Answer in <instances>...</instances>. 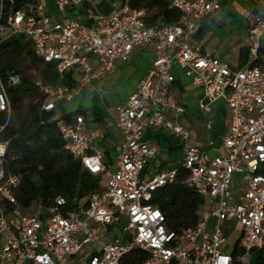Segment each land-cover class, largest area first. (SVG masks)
Segmentation results:
<instances>
[{
    "label": "built area",
    "instance_id": "2783aa9c",
    "mask_svg": "<svg viewBox=\"0 0 264 264\" xmlns=\"http://www.w3.org/2000/svg\"><path fill=\"white\" fill-rule=\"evenodd\" d=\"M51 1L55 19L46 11ZM85 1L37 0L29 10L10 11L0 25V30L28 37L36 55L54 63L60 78L72 71L73 87L34 80L44 94L45 111L54 109L56 101L79 97L99 74L112 71L117 61H128L136 48L150 47L154 58L137 89L116 107L115 127L123 140L113 170L96 143L100 130L87 126L82 113L56 122L64 148L84 170L102 177L101 190L85 202L65 209L66 199L59 196L47 208L24 212L14 195L19 178L5 175L2 167L7 142L0 143V234L6 233L0 264H121L133 248L148 252L144 264H250L253 250L264 249V55L259 54L264 49V0L248 27L252 44L242 67L191 42L203 21L220 11L219 0H165L180 11L179 20L167 25L148 23L147 9L132 7L130 0L85 24L70 15L71 8ZM176 72L202 88L203 111L218 100L226 104L229 125L222 153L189 143L190 129L181 121L186 108L165 88ZM9 110L6 94H0V111ZM149 129L169 132L182 143L186 182L203 200L192 227L168 228L162 211L152 204L154 193L175 180L177 169L142 175L159 152L156 143L144 139ZM232 219L242 230L228 252L225 230ZM115 223L123 227L115 228Z\"/></svg>",
    "mask_w": 264,
    "mask_h": 264
},
{
    "label": "trees",
    "instance_id": "16d2710c",
    "mask_svg": "<svg viewBox=\"0 0 264 264\" xmlns=\"http://www.w3.org/2000/svg\"><path fill=\"white\" fill-rule=\"evenodd\" d=\"M36 3L37 0H0V25L5 23L10 11L29 10ZM130 5L146 8L150 24L159 20L158 25H167L176 23L180 18V11L165 0H130ZM203 29L204 26H201L196 35ZM248 54V48H240L237 67L249 61ZM259 54L264 55V49H260ZM256 60L252 59L253 65ZM26 65L41 67L44 82L69 87L76 85L72 71L65 72L60 78L54 63L44 62L36 55L28 37L23 34H11L5 38L0 36V84L10 107L9 112L0 111V143L7 142L2 167L5 175L13 174L19 178L14 195L24 212L34 213L40 206L47 208L59 196L66 199L65 209H70L78 200L85 202L91 194L100 191L102 177L84 170L80 162L64 148L56 122L75 113H82L86 120L89 117L81 109L59 113L57 101L54 109L45 111L42 108L44 94L35 85V79L27 74ZM14 76L18 78L15 83L11 81ZM172 84L180 86V81L175 79ZM90 114L93 121H100L104 117L102 109L95 102ZM155 137L159 145L166 143L170 153L181 149L180 140L172 134L160 132ZM175 161V180L154 193L152 204L162 211L167 227L179 231L197 223L203 200L186 182L189 172L181 165V160ZM163 166L164 163L160 164V168ZM147 174L145 167L142 175ZM148 255L145 250L133 248L123 256L121 264H144ZM232 264L242 263L234 260ZM250 264H264V249L253 250Z\"/></svg>",
    "mask_w": 264,
    "mask_h": 264
},
{
    "label": "crops",
    "instance_id": "0c3cea01",
    "mask_svg": "<svg viewBox=\"0 0 264 264\" xmlns=\"http://www.w3.org/2000/svg\"><path fill=\"white\" fill-rule=\"evenodd\" d=\"M219 2L221 5L220 10L227 9L230 7V0H219ZM119 5L120 2L119 4L112 5L109 4L107 0H96V2H94L93 0H89L81 3L80 5L74 8H71L70 15L78 18L81 22L85 24H89L92 22V18L95 15L99 13L109 14L113 12ZM242 6L246 11L254 13V17L256 16V14L259 13V0H242ZM214 16H210L208 17V19H212L214 18ZM51 17L52 19L56 18L55 15H51ZM208 19H206L205 22L200 25V27L204 26L202 32L198 35H195V37L191 39V42L195 44H200L206 52L219 57L220 59L226 61L229 65L233 67L237 66L240 48L238 50L236 49L237 56L233 62L232 59H230L231 58L230 55L226 52L227 51L225 48L226 42L214 38V33L211 30L207 31L204 34V30L206 28V23L208 22ZM249 26L250 24H248L247 26V32ZM136 49L140 50L138 52H135L136 57L139 56L141 63L142 64L144 63L143 64L144 66L141 69V72L138 76L139 77L138 82H139V80L147 73L148 69L150 68L152 60L154 58V54H153V50L147 46H142ZM132 57H131V61L130 59L128 60L130 63L131 62L133 63L134 61ZM248 58H249V54H248ZM123 62L126 61H117V65L112 71L108 73H101L97 78H104V81L107 82L110 81V78L113 77V75L116 73V70L118 71V67L121 64H123ZM132 65H134V68H136L135 62ZM176 79L180 81V86L171 83L165 86V88L172 97L178 98L181 102H183L186 108V112L182 116L181 121L184 126L190 129L191 134H190L189 143L197 147L208 149L212 154L222 153L223 152L222 136L224 132L227 130L229 125V111L226 104L224 103L223 100H218L210 105L208 111H203L200 108L201 103L204 101L202 88L199 86L190 85L179 72H176ZM138 82L136 84L134 91L137 89ZM98 91H100V89L96 90V92ZM89 92H90V87L85 88L81 91V94L79 96H81L83 93L89 94ZM97 96H98L97 99L100 102L98 105L102 109L104 117L100 121H93L92 115L90 114V110H89V112L87 113L89 118L88 120H86L87 126H93L100 130L102 136L96 141V143L103 151V158L105 157L106 154H108L109 157L113 161H115L116 155L119 152V148L123 140L122 134L115 127L116 107L121 103L116 104L112 108H108L104 104V96L101 95L99 92L97 93ZM90 100L92 103L91 104L92 107L93 98H91ZM70 112H74V111H70ZM160 132L165 133V131L162 130L149 129L144 134V139L154 142L158 145V147H160L159 143L157 142V138L155 137V134ZM163 145L167 148L166 143H164ZM164 161L166 162L167 160ZM158 169H165V166L160 168L159 165L156 170ZM5 240H6V233H1L0 247L5 242Z\"/></svg>",
    "mask_w": 264,
    "mask_h": 264
},
{
    "label": "rangeland",
    "instance_id": "374dc122",
    "mask_svg": "<svg viewBox=\"0 0 264 264\" xmlns=\"http://www.w3.org/2000/svg\"><path fill=\"white\" fill-rule=\"evenodd\" d=\"M93 1L96 2V0ZM107 1L109 2V4L116 5L119 4V2H121L122 0ZM46 11L49 16H57V9L52 1L47 6ZM205 20L203 21V23L205 22ZM253 21L254 13L246 11L244 9V7L242 6V0H230L229 8L220 10V12L216 14L214 18L208 19L204 34L207 31L211 30L214 33V38L226 42V52L230 55V59H232V61L234 62L237 56V50L242 47L249 48V46L252 44L251 38L247 32V26L248 24H252ZM10 35V30H0V36L2 38L8 37ZM138 51L140 50H134L132 56L135 54V52ZM132 58L134 59L133 63H136V68H134L135 64L132 65V62H123V64L118 67V71L116 70V73L112 78H110V81H104V78H97L92 80L91 84L89 85V94L83 93L81 96L76 97L72 101L68 102L57 101L58 112H69L81 109L84 112L88 113L92 104L90 100L91 98H93V102L97 104L100 103L97 99L98 92L104 96V104L108 108H112L116 104L124 102L134 91L138 82V76L144 66V63H141L139 56L136 57L135 54ZM25 69L27 74L34 79L41 78L42 76L41 67H31L26 65ZM95 89H100V91L96 92ZM4 93V88L0 85V94H3L5 97ZM165 133L168 135L170 134L169 132ZM179 145H182V143L180 142ZM182 157V146L181 149H176L172 151V153H170L167 151V148L163 144H161L156 157L146 164L148 174H152L153 172H155L160 163H164L165 168H172L174 163L176 162L175 160H181ZM164 160L167 161L165 162ZM103 161L107 164L109 170H113L114 161L109 157L108 154L105 155ZM103 181H106V177L103 178ZM113 227L121 229L123 225L121 223H115ZM241 230L242 226L235 219H232V221H230L229 225L226 227L225 235L228 243V252L232 250L235 242L238 240ZM126 240L127 237H124L121 243L126 242Z\"/></svg>",
    "mask_w": 264,
    "mask_h": 264
}]
</instances>
